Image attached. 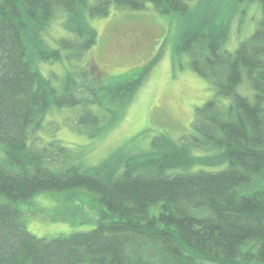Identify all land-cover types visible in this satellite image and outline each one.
Wrapping results in <instances>:
<instances>
[{
	"label": "trees",
	"instance_id": "trees-1",
	"mask_svg": "<svg viewBox=\"0 0 264 264\" xmlns=\"http://www.w3.org/2000/svg\"><path fill=\"white\" fill-rule=\"evenodd\" d=\"M253 4L260 9L258 25L227 51L224 9L244 13ZM111 6H151L178 16L174 51L187 54L216 96L229 101L212 98L197 107L194 134H159L146 153L121 154L120 147L83 168L67 147L30 141L52 106L85 103L77 94L83 88L96 92L88 84L93 72L82 61L96 42L87 15L107 16ZM58 11L72 36L58 38L53 48L44 34ZM63 59L82 63L81 81L65 69L59 90L37 67ZM244 77L252 99L236 91ZM124 96L110 109L113 118ZM76 123L90 137L103 128L88 109ZM0 143V264H264V189L248 191L264 178V0H0ZM75 189L104 206L96 227L51 239L26 229L23 203L39 193Z\"/></svg>",
	"mask_w": 264,
	"mask_h": 264
},
{
	"label": "rangeland",
	"instance_id": "rangeland-1",
	"mask_svg": "<svg viewBox=\"0 0 264 264\" xmlns=\"http://www.w3.org/2000/svg\"><path fill=\"white\" fill-rule=\"evenodd\" d=\"M227 8L223 20L228 23L229 32L224 48L232 52L239 42L251 35L261 14L256 4L244 13L240 12V7L234 12ZM64 19L65 13L58 11L45 31L47 43L53 48L57 47L58 38L72 36L63 26ZM87 20L95 30L96 42L84 53L82 61L93 72L88 84L96 92L83 88L77 94L85 103L72 107L52 106L41 128L31 136L30 142L36 147L54 141L69 149L75 164L83 168L93 166L120 147L121 154L146 153L153 137L159 134H168L173 139L194 134L192 123L197 107L212 98L228 103V98L216 96L210 83L191 68L187 54L174 51L180 29L178 16L160 15L151 6L142 11L111 6L107 16L87 15ZM63 61H41L37 67L59 90L67 69L74 71V80L81 81L82 63L73 59L66 68L67 61ZM142 69L146 73L133 88ZM236 91L249 99L253 97L246 77ZM122 95H125V103L113 118L110 109H117ZM84 109L101 118L103 128L95 136L90 137L76 123ZM193 153L205 154L199 150ZM4 154V145L0 143V161ZM223 167L202 168L219 170ZM261 189H264V178L253 182L248 191ZM21 211L31 234L51 239L96 227L104 217L105 208L92 193L75 189L39 193L23 203Z\"/></svg>",
	"mask_w": 264,
	"mask_h": 264
}]
</instances>
